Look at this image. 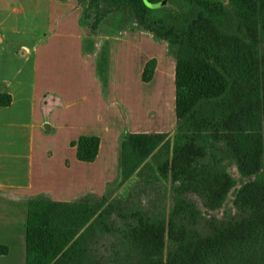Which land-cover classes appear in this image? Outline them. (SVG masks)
<instances>
[{
  "label": "trees",
  "instance_id": "1",
  "mask_svg": "<svg viewBox=\"0 0 264 264\" xmlns=\"http://www.w3.org/2000/svg\"><path fill=\"white\" fill-rule=\"evenodd\" d=\"M77 3L86 4L81 18L92 19L91 36L110 16L129 19L174 51V134L125 132L119 145L120 185L134 176L161 180L172 204L156 214L135 208L123 215L121 202L108 195L29 199L24 264H264V0ZM106 65L98 56V77ZM155 67V60L145 63L143 83ZM10 103L0 94V107ZM70 146L77 162L91 164L100 139L83 135ZM230 166L241 177L236 189ZM189 193L207 212L232 193L235 214L204 218ZM107 235L119 248L108 257L96 248ZM7 254L0 244V256Z\"/></svg>",
  "mask_w": 264,
  "mask_h": 264
},
{
  "label": "crops",
  "instance_id": "2",
  "mask_svg": "<svg viewBox=\"0 0 264 264\" xmlns=\"http://www.w3.org/2000/svg\"><path fill=\"white\" fill-rule=\"evenodd\" d=\"M18 1L0 0V94H8L11 98L9 106L0 107V244L8 247V254L0 256V264L13 259L14 253H19V263L23 264L27 201L38 198L37 190L39 194L53 192L63 197L75 182L82 187L97 188L86 178L77 180L67 176L66 172L74 167L73 159L76 161L75 149L70 143L83 135L99 137V159L103 138L109 139L116 133L113 134L112 129H117L114 126L117 116L110 112V107L99 109L96 66L101 49L97 35L86 32L77 1L76 6L66 9L67 0H47L46 32L49 36L42 40L35 38L38 13L34 0H24L26 7L33 6V10L22 7L21 16L14 17L10 6ZM92 37V53H85V40ZM147 60L148 57L143 66ZM71 109L76 121L66 125L67 112ZM57 115L63 123L57 121ZM85 116L89 121H82ZM120 119L123 122L122 116ZM62 127L80 132L65 144L73 150L72 156L69 154L63 160V173L54 184L53 181L45 183L44 178L35 186L31 178L34 132L39 130L47 134ZM120 132L119 139L128 131L121 128ZM128 133L145 132L133 129ZM87 197L88 194L83 193L80 198Z\"/></svg>",
  "mask_w": 264,
  "mask_h": 264
},
{
  "label": "rangeland",
  "instance_id": "3",
  "mask_svg": "<svg viewBox=\"0 0 264 264\" xmlns=\"http://www.w3.org/2000/svg\"><path fill=\"white\" fill-rule=\"evenodd\" d=\"M25 1L19 0L11 4L10 9H12L14 17L21 16L22 7L29 8L26 7ZM76 1L67 0L66 9L76 6ZM34 5L37 6L35 10L38 13L35 20V38L36 40H42L44 37L49 36L46 32L48 2L47 0H34ZM31 7L29 9L33 10L34 7ZM80 7L84 12L86 4L83 3ZM91 21L92 19H83L87 34H90ZM140 30L133 20L127 19L119 22L110 16L102 21L95 33L98 37V48L101 49L97 57L104 55L107 59V65L103 67L99 75V109L105 108L106 105L110 107V112H114L117 116V124H114L117 129H112L111 132L116 133L110 136L109 139L103 138L100 156L96 163L84 164L73 159L76 168L72 167L66 173L67 176H72L77 180L86 178L97 188L82 187L78 182H75L70 189L71 191H66L63 197L56 196L53 192L51 194H39L38 190L36 191V197L48 196L56 201L69 202L80 200L83 193L88 194L87 198L89 200H96L103 195H108L111 201L121 202L123 215L126 209L140 208L148 213L156 214L164 207L169 208L171 206V195L166 191L167 184L161 180H142L134 176L128 182L120 185L119 145L121 139L119 137L122 134L120 132L121 128H123V131L128 132L133 129H140L145 133H166L170 137L174 134L176 128L174 115V51L165 42L150 37L151 34L149 33L148 35L142 34ZM68 37L70 38L71 35H68ZM106 37L109 38L105 40ZM91 40L94 43V37ZM89 50L90 48L85 52H91ZM147 57V61L155 60L157 63L151 82L143 83L141 80L142 66ZM84 69L87 70V67L85 66ZM37 85L39 84L37 83ZM83 106L86 110L87 104L85 103ZM72 111L71 109L67 112L66 125L74 124L76 121L75 117L71 115ZM121 116L124 119L123 122L120 119ZM55 118H58L59 123H63L60 116L57 115ZM87 120L89 121L87 116L82 119V121ZM78 133H80L78 130L66 127L47 132V134L35 130L31 175L35 186H38L39 182H43L44 178L45 183L48 184L53 181L52 184H54L55 179L58 176L61 177L63 160L67 159L69 154L71 157L73 153V150H70L65 144L70 137ZM85 134L87 133L85 132ZM228 172L237 183L235 189L238 188L241 177L236 167L230 166ZM186 198L196 205L204 218L213 216L217 219H223L235 214L232 193L228 195L227 200L220 209L212 212H207L203 208L200 198L195 194L189 193ZM113 222L116 227L123 226L122 219L119 217L114 216ZM96 248L99 254L107 257L119 249L116 238L110 235L103 236L98 241ZM12 256L13 259H6L4 263L21 264L19 263V253H14ZM22 263L24 264V252Z\"/></svg>",
  "mask_w": 264,
  "mask_h": 264
}]
</instances>
